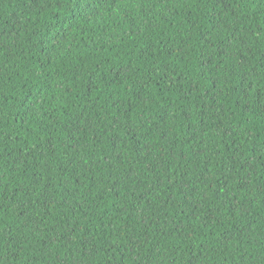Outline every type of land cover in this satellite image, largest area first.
Here are the masks:
<instances>
[{
	"label": "trees",
	"instance_id": "16d2710c",
	"mask_svg": "<svg viewBox=\"0 0 264 264\" xmlns=\"http://www.w3.org/2000/svg\"><path fill=\"white\" fill-rule=\"evenodd\" d=\"M0 264H264V0H0Z\"/></svg>",
	"mask_w": 264,
	"mask_h": 264
}]
</instances>
